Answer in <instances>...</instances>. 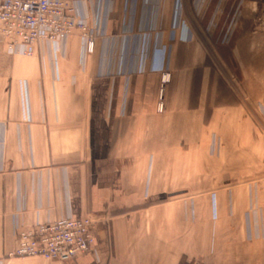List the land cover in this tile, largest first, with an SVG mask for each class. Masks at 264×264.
Here are the masks:
<instances>
[{"label":"crops","instance_id":"0c3cea01","mask_svg":"<svg viewBox=\"0 0 264 264\" xmlns=\"http://www.w3.org/2000/svg\"><path fill=\"white\" fill-rule=\"evenodd\" d=\"M229 1L87 0L94 53L0 44L2 264H264V23ZM223 75L247 97L224 101ZM65 216L93 218L94 252L7 258Z\"/></svg>","mask_w":264,"mask_h":264},{"label":"built area","instance_id":"2783aa9c","mask_svg":"<svg viewBox=\"0 0 264 264\" xmlns=\"http://www.w3.org/2000/svg\"><path fill=\"white\" fill-rule=\"evenodd\" d=\"M87 0H0V44L12 56H33L37 47L66 41L80 34L87 53L95 50L96 40L104 36L90 27L78 5ZM162 76V82L169 81ZM163 90L158 106L162 112ZM94 220L90 216H65L57 220L20 228L17 246L7 258L41 257L48 261L70 262L94 251ZM2 264V261H0Z\"/></svg>","mask_w":264,"mask_h":264},{"label":"rangeland","instance_id":"374dc122","mask_svg":"<svg viewBox=\"0 0 264 264\" xmlns=\"http://www.w3.org/2000/svg\"><path fill=\"white\" fill-rule=\"evenodd\" d=\"M250 4L253 6L256 5V14H255L254 18L257 20V24H259L260 22L264 23V0H232V1H229V4L227 5L226 10L224 12L225 13V19L230 20L233 18H237V20L240 19V21L244 20L245 23L247 22V20H250V22H251V20L253 18L251 13H244L243 12V9L246 8V6H248ZM236 13L238 16L236 15ZM246 28L247 27H245V26L242 28L243 31L245 29L244 33H247ZM224 33H225V35L230 36L231 34H233V31L231 30V28H228L227 30L224 29ZM28 57H31V56H28ZM221 78L223 79L224 84H227V86H228L222 92L218 91V94L222 96L224 101L242 100V99H245L247 97V91H246V83L248 82V76L247 75H245V76L223 75V76H221ZM169 80H170V77H169ZM162 97H163V95H162ZM163 111H164V109H163ZM95 244H96V242H95ZM94 250H95V246H94Z\"/></svg>","mask_w":264,"mask_h":264}]
</instances>
